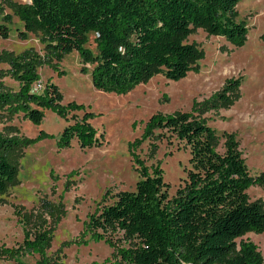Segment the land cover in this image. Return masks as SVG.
<instances>
[{"label":"trees","instance_id":"trees-1","mask_svg":"<svg viewBox=\"0 0 264 264\" xmlns=\"http://www.w3.org/2000/svg\"><path fill=\"white\" fill-rule=\"evenodd\" d=\"M240 1L0 0V37H10L15 16L23 24L19 36L37 34L44 45V53L34 48L0 53V115L12 119L23 114L39 124L49 109L69 121L59 147L70 146L74 139L82 149L103 145L90 121L94 113L85 104L65 103L52 79L41 91L34 90L41 80L39 68L77 50L81 62L93 66L91 78L101 90L127 93L158 74L180 81L200 71L204 49L188 41L199 27L245 45L250 28L237 9ZM6 6L11 12L5 13ZM91 32L96 51L88 46ZM7 76L17 88L6 83ZM240 86L241 79L232 77L210 97L195 100L191 110L151 115L142 139L132 145L133 166L140 176L136 189L117 192L112 204L89 215L93 237L114 249L111 264H264L257 243L244 238L248 232L264 231V202L249 194L262 177L251 174L236 135L219 132L208 115L229 106ZM155 130L189 148L187 176L173 196L161 163L148 165L136 151ZM20 144L18 136L0 132V194L18 175ZM25 226L29 240L19 248L4 247L3 254L23 264L19 251L29 249L43 256L37 264H45L49 228L43 214L31 216Z\"/></svg>","mask_w":264,"mask_h":264},{"label":"rangeland","instance_id":"rangeland-1","mask_svg":"<svg viewBox=\"0 0 264 264\" xmlns=\"http://www.w3.org/2000/svg\"><path fill=\"white\" fill-rule=\"evenodd\" d=\"M237 9L250 28L245 45L236 46L199 27L188 41L204 49L200 71L180 81L158 74L127 93L101 90L93 84V66L82 63L77 50L39 68L43 86L52 79L65 103L85 104L94 113L90 121L103 145L82 149L74 139L70 146L59 147L58 139L69 121L49 109L39 124L23 114L12 119L0 115V132L21 140L18 175L0 194V264H19L3 254V248H19L29 240L25 224L40 213L49 228L45 264H103L108 258L111 262L107 264H111L114 249L93 237L88 229L89 215L99 206L112 204L117 192L136 189L140 176L133 166L132 145L142 139L147 121L157 112L191 110L195 100L210 97L232 77L240 78L241 86L229 106L208 115L213 116L211 125L219 132L236 135L251 174L263 181L249 189L250 197L264 202V0H241ZM8 12L11 10L6 6ZM10 27V37H0V53L19 54L31 48L44 53L37 34L19 36L23 24L18 17L14 16ZM94 40L91 32L88 46L96 51ZM5 81L18 87L11 77ZM159 132L146 137L136 151L148 165L161 163L169 195L173 196L187 176L189 148L175 139H165ZM244 238L252 239L264 254V231L248 232ZM17 257L23 264H37L43 259L39 252L29 249H20Z\"/></svg>","mask_w":264,"mask_h":264},{"label":"built area","instance_id":"built-area-1","mask_svg":"<svg viewBox=\"0 0 264 264\" xmlns=\"http://www.w3.org/2000/svg\"><path fill=\"white\" fill-rule=\"evenodd\" d=\"M43 84L41 83V81H39V82H37L36 84H35V90L36 91H39L40 89H43Z\"/></svg>","mask_w":264,"mask_h":264}]
</instances>
